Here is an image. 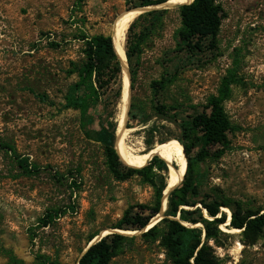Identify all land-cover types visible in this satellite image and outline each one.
I'll use <instances>...</instances> for the list:
<instances>
[{
    "label": "rangeland",
    "instance_id": "1",
    "mask_svg": "<svg viewBox=\"0 0 264 264\" xmlns=\"http://www.w3.org/2000/svg\"><path fill=\"white\" fill-rule=\"evenodd\" d=\"M217 1L225 18L216 52L196 57L182 52L177 39L180 8L171 7L134 62V82L129 67L126 144L135 154L159 145L181 147L179 125L159 116L156 106L176 108L178 119L201 112L227 71L236 67L241 80L225 103L234 127L230 149L220 159L200 163L199 169L208 194L264 209V0ZM74 2L0 0V264H14L10 255L25 264H34L37 255L77 264L89 240L112 230L129 207L155 202L154 189L140 176L119 181L109 171L100 133L113 120L108 121L103 104L91 110L93 122L85 127L79 111L63 108V96L77 80L64 70L82 56L81 43L72 40ZM129 10L124 0H85L76 19L90 35L112 36L116 19ZM63 38L68 41L60 48L50 46ZM126 42L127 35L125 52ZM164 77L173 83L155 97L152 83ZM132 104L137 119L130 118ZM5 145L43 171L22 176ZM225 209L229 220L231 211ZM50 210L65 213L40 228ZM221 229L226 235L220 247L211 243L220 264H264V233L246 245L242 231ZM134 237L110 264H172L159 240Z\"/></svg>",
    "mask_w": 264,
    "mask_h": 264
},
{
    "label": "trees",
    "instance_id": "2",
    "mask_svg": "<svg viewBox=\"0 0 264 264\" xmlns=\"http://www.w3.org/2000/svg\"><path fill=\"white\" fill-rule=\"evenodd\" d=\"M84 1L75 0L70 18L71 29L75 27L72 30V40L81 43L82 56L77 61H69L68 68L64 70L68 78L75 76L77 80L68 87L63 96V108L79 111L82 125L85 127L93 122L90 116L91 110L103 104L108 121L113 120L111 124H105L100 133V141L104 148L109 171L119 181L140 176L155 192V202L152 206L129 207L113 229L141 231L161 212L169 164L158 156H152L153 159L149 157L152 161L147 165L151 159L132 161L125 159L116 151L117 123L115 120L122 93V63L114 38L104 34L90 35L83 27L78 26L79 20L76 19V15L83 12ZM124 1L133 10L165 4L172 0ZM167 13L168 10L143 13L129 27L126 57L133 82L136 76L134 62L139 60L145 43L162 28ZM179 13L181 28L177 31V39L181 51L190 57L206 52H216L220 28L225 18L222 5L217 0H194L191 4H183ZM67 41L66 38L59 42L53 40L50 46L58 49ZM240 80L238 69L236 67L229 69L216 94L211 95L203 110L194 115L178 119L179 114L176 108L164 104L157 105L155 108L159 116L172 120L181 129V136L177 140L182 144L181 147L179 146L185 157L182 168L185 169L182 173L186 170V174L184 172L175 184V186L180 184L185 174L181 185L172 192L170 191L168 209L165 212L166 218L141 236L144 239L159 240L172 264H220L211 243L220 247L222 238L226 235L221 226L227 224L228 216L227 213L221 211L222 208L231 211V221L227 227L241 230L246 245L264 233V209L245 207L241 202L223 197L217 192L208 194L203 188L204 173L199 169L200 163L210 158L220 159L230 149L229 136L233 133L234 127L227 115L225 103L232 96L233 86ZM172 83L173 79L168 77L154 81L152 89L155 97H158ZM39 97L47 101L49 96L39 94ZM133 108L132 104L130 118L137 119L132 112ZM171 111L177 112L173 118H168L167 115ZM164 142L161 141L160 144ZM149 146L152 144L149 143ZM2 147L8 150L22 176L34 177L43 171L40 166L30 164L28 158L20 156L12 146ZM195 149H198L197 152ZM64 213L59 210L48 211L39 222L40 228L51 226ZM199 224L202 228L191 227ZM96 236H93L89 243ZM134 239L135 237L120 234L107 235L91 246L78 264H110L121 246ZM10 260L14 264H25L13 255H10ZM34 264H58V262L52 261L45 255H37Z\"/></svg>",
    "mask_w": 264,
    "mask_h": 264
},
{
    "label": "bare ground",
    "instance_id": "3",
    "mask_svg": "<svg viewBox=\"0 0 264 264\" xmlns=\"http://www.w3.org/2000/svg\"><path fill=\"white\" fill-rule=\"evenodd\" d=\"M192 0H172L164 5L158 6L159 8H162L163 6L173 7L180 6L186 3H191ZM152 7H145V8H135L133 10L127 11L120 15L115 23L113 28V37L115 41L116 49L118 50L120 60L122 63V93H121V100H120V106H121V112L119 114L118 118V124H117V130H116V141H115V149L116 151L123 156L125 159L136 161L141 159H147L149 157L152 158V156H158L159 158L165 160L167 164H169V174L168 179L166 182V188L163 193V199H162V209L161 213H159L155 218H153L150 222V224L145 228V230H149L152 226L157 224L160 219L162 218V213L167 211L168 209V199L171 189L175 186L176 182L179 180L181 175L186 171L182 173V171L185 169L183 168L185 157L183 150L179 147H169V146H163L159 145L156 146L152 151L148 152H142L139 154H135L130 151L129 147L126 144V138H127V113L130 107V73H129V66L127 62L126 52H125V39L127 35V31L131 25V23L138 18L141 14H143L145 11L151 9ZM132 150V149H131ZM149 158V159H151ZM147 159V160H149ZM146 160V161H147ZM145 161V162H146ZM171 163L174 164V166L170 165ZM175 167V168H173ZM183 177L181 178V180ZM180 180V181H181ZM179 181V182H180ZM178 182V183H179ZM223 212H227L225 208H222ZM228 213V212H227ZM231 220V216L229 214V220ZM229 224V223H228ZM227 226V225H226ZM225 225L222 226L223 230L231 233H239L241 230L238 229H227ZM143 231V230H142ZM117 232L119 234H122L124 236L130 237L139 235L141 231H120L118 229H112L104 231L100 236L93 239L90 244H93L97 241H99L101 238L105 237L107 234ZM88 246V245H87ZM87 248V247H86ZM86 250V249H85ZM84 250V251H85Z\"/></svg>",
    "mask_w": 264,
    "mask_h": 264
},
{
    "label": "water",
    "instance_id": "4",
    "mask_svg": "<svg viewBox=\"0 0 264 264\" xmlns=\"http://www.w3.org/2000/svg\"><path fill=\"white\" fill-rule=\"evenodd\" d=\"M194 1V0H193ZM192 1V2H193ZM191 2V3H192ZM190 3V4H191ZM166 4V3H165ZM161 5H164V4H161ZM161 5H156V6H151L152 8L151 9H149V10H147V11H145L144 13H147V12H150V11H155V10H169V9H172L171 7H168V6H163L162 8H159L158 6H161ZM183 5H180V6H176L175 8L177 9V8H181ZM145 8V7H144ZM147 8V7H146ZM113 34L114 33H112V36L111 37H113ZM128 62V61H127ZM130 91H131V86H130ZM127 115H128V113H127ZM185 152V151H184ZM186 155V154H185ZM153 159V158H152ZM152 159L149 161V163L147 164V165H149L150 164V162L152 161ZM173 168H175V167H173ZM170 169V168H169ZM185 174H186V172H185ZM185 174H184V176H183V179L181 180V183L184 181V178H185ZM181 183L180 184H178L177 186H175L172 190H171V192L174 190V189H176L177 187H179L180 185H181ZM170 192V193H171ZM161 213V212H160ZM162 215V218L160 219V221H162L163 219H165L166 218V215L164 214V212L161 214ZM159 221V222H160ZM231 221V220H230ZM230 221H227V223H229L230 224ZM158 222V223H159ZM157 223V224H158ZM228 224V225H229ZM156 225V224H155ZM154 225V226H155ZM154 226H152V227H154ZM151 227V228H152ZM151 228H149V229H151ZM148 230H145V229H143V231L141 230V233H140V235H142L143 233H145V232H147ZM111 234H119V233H117V232H113V233H111ZM120 235H122V234H120ZM106 237V236H105ZM105 237H103V238H101L99 241H101L102 239H104ZM130 237H134V236H130ZM99 241H97V242H99ZM97 242H95V243H93V244H88V246H87V248H86V250L84 251V252H82V254L80 255V258H79V260L81 259V257H83V255L89 250V248L91 247V246H93L94 244H96ZM79 262V261H78ZM78 264V263H77Z\"/></svg>",
    "mask_w": 264,
    "mask_h": 264
}]
</instances>
